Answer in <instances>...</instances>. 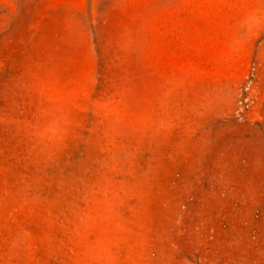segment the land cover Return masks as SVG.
Segmentation results:
<instances>
[{"label":"rangeland","instance_id":"374dc122","mask_svg":"<svg viewBox=\"0 0 264 264\" xmlns=\"http://www.w3.org/2000/svg\"><path fill=\"white\" fill-rule=\"evenodd\" d=\"M0 264H264V0H0Z\"/></svg>","mask_w":264,"mask_h":264}]
</instances>
